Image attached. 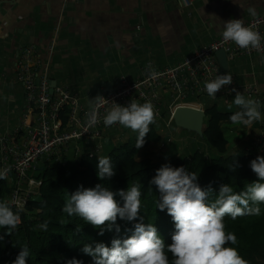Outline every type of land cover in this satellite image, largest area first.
<instances>
[{
  "label": "crops",
  "instance_id": "crops-1",
  "mask_svg": "<svg viewBox=\"0 0 264 264\" xmlns=\"http://www.w3.org/2000/svg\"><path fill=\"white\" fill-rule=\"evenodd\" d=\"M191 1L193 6L186 8L183 0H0V129L12 131L28 115L26 91L15 81L17 61L26 48L34 50L32 65L41 61L49 66L51 83L77 94L89 110V99L112 89L119 76L134 78L148 62L159 67L177 66L221 39L223 22H249L254 18L247 12L249 7H255L256 16L264 15V0ZM228 61L226 73L232 74L242 89L255 84L264 93V56ZM234 98L204 104L206 109L216 106L233 114L238 110L232 104ZM189 108L197 109L193 105ZM260 110L264 117V106ZM263 124L264 119L247 127L223 121L220 126L228 140V154L252 147L263 132ZM158 125L154 127L162 135ZM182 130L178 133L189 139L180 146L185 151L183 157L197 151L211 154L203 137ZM117 138L110 137L111 147L119 145ZM156 144L141 152H151Z\"/></svg>",
  "mask_w": 264,
  "mask_h": 264
},
{
  "label": "clouds",
  "instance_id": "clouds-1",
  "mask_svg": "<svg viewBox=\"0 0 264 264\" xmlns=\"http://www.w3.org/2000/svg\"><path fill=\"white\" fill-rule=\"evenodd\" d=\"M247 12L252 17L257 15L255 7H249ZM219 34L223 41L232 42L241 49L259 50L264 40L258 31L247 26L241 19L223 22ZM232 83V75L226 73L205 81L204 88L209 97L216 99V93ZM233 91L235 98L232 104L238 110L229 117L232 124L247 127L264 119L258 100L246 98L235 89ZM106 101L103 96L89 99L86 127L98 123L97 109ZM111 104L113 107L103 117L104 126L119 124L130 129L137 134L135 147L142 148L150 132V125L154 123L153 104L137 103L134 100L126 106L114 102ZM250 168L258 180L247 184L246 189L239 193L227 184L221 185L218 192L211 186L204 189L198 183V174L189 172L183 166L165 164L159 168L149 183L159 193L157 208L160 211L167 210L175 222L172 243L167 247L157 228L151 223L145 224L140 216L143 186L138 180L130 183L127 190L119 191L101 184L89 189L81 186L74 193L68 194L62 212L99 228L101 236L106 231L120 233L118 218L126 222L139 221L134 223L130 237L123 240L114 238L110 247L105 243H96L95 247L85 244L81 251L92 258L93 264H247L235 247L226 246L235 245L237 237L232 232H226L224 217L229 216L235 220L242 216L261 215L260 205L264 204V156L252 160ZM97 169L101 180L111 179L115 175L109 156L98 157ZM230 170L235 171V168L230 165ZM5 176L6 172L0 170V180ZM20 223V210H14L7 200L0 199V242L4 241L5 235H11ZM38 227L47 231L48 221L45 220ZM80 231L81 227L77 226L76 232ZM168 253L172 256L171 260ZM31 255L25 243L12 264H27ZM66 264H83V261L73 257Z\"/></svg>",
  "mask_w": 264,
  "mask_h": 264
},
{
  "label": "built area",
  "instance_id": "built-area-1",
  "mask_svg": "<svg viewBox=\"0 0 264 264\" xmlns=\"http://www.w3.org/2000/svg\"><path fill=\"white\" fill-rule=\"evenodd\" d=\"M183 2L186 8L193 6L191 0ZM246 25L264 37V15L252 18ZM221 50L226 53L228 60L261 57L264 56V40L257 50L241 49L221 38L200 48L177 66L159 67L148 62L134 78L121 75L115 80L112 89L100 95L108 102L97 109L98 123L86 127V113L89 110L81 103L78 95L64 86H56L51 94L49 66H44L41 61L32 65L34 50L26 48L17 61L15 81L26 91L28 115L24 123L12 131L0 129V170L6 172L0 183L7 181L13 186L8 202L14 210H20L21 223L28 205L39 195L41 182L33 177V173L40 161L61 163L67 159L68 152L74 153V159L85 154L91 157L105 154L110 144L109 134L122 128L119 124L111 127L103 124V117L113 107V102L121 106H126L132 100L137 103L151 102L154 106V123L150 126L166 123L167 127L172 123L178 107L193 105L205 111L206 101L214 103L235 97L233 89L258 100L263 107L264 93L259 87L253 84L242 89L232 74L233 83L218 91L216 99L208 96L204 88L205 81L226 74L216 57V53ZM194 100L197 102L192 103ZM167 102L172 105L168 107ZM29 117L31 120L27 122ZM64 119H67L66 124ZM244 151L264 156V124L263 132L256 138L254 145Z\"/></svg>",
  "mask_w": 264,
  "mask_h": 264
},
{
  "label": "trees",
  "instance_id": "trees-1",
  "mask_svg": "<svg viewBox=\"0 0 264 264\" xmlns=\"http://www.w3.org/2000/svg\"><path fill=\"white\" fill-rule=\"evenodd\" d=\"M66 113L67 110L64 114ZM231 115L216 106L206 109L207 125L203 138L218 157L210 158L206 153L197 151L185 157L173 155L165 164L173 167L183 166L189 172H196L199 177L198 183L204 189L211 186L218 192L221 185L227 184L237 193L244 191L247 184L258 180L250 168V162L259 155L245 152L228 154V140L220 125L223 121L229 120ZM64 121L66 124L67 119ZM161 141L162 135L154 126H150V132L142 148L137 149L131 143L115 147L109 153L115 175L106 180L98 177V157L87 154L78 159L73 157V164H70L68 159H63L64 163L40 161L33 174V177L41 182L39 195L28 205L22 223L11 235H5L4 241L0 242V264H12L25 243L28 244L32 253L27 264H66V261L73 257L82 260L83 264H93L92 258L81 251L85 244L95 247L96 243H105L110 247L114 238L123 240L130 237L134 223L139 221L126 222L118 218L117 223L121 226L120 233L106 231L101 236L99 228L85 223L79 217H68L62 212L68 194L74 193L81 186L89 189L95 188L98 184L108 186L113 191H119L127 190L130 183L138 180L143 186L140 216L143 217L145 224L151 223L157 228L166 247L170 245L175 232V222L168 215L167 210L160 211L157 208L159 193L156 187L149 183L156 171L165 164H157L150 159L142 161L137 159L142 149ZM230 165L235 168V171L230 170ZM12 188L13 186L7 181H2L0 199L8 201ZM149 188L152 190L151 194ZM260 207V216H242L235 220L229 216L224 217L226 232H232L237 237L235 245L226 246L235 247L247 264H264V204ZM45 220L49 224L47 231L38 227ZM77 226L81 227L80 232H76ZM168 256L171 260L170 253Z\"/></svg>",
  "mask_w": 264,
  "mask_h": 264
},
{
  "label": "rangeland",
  "instance_id": "rangeland-1",
  "mask_svg": "<svg viewBox=\"0 0 264 264\" xmlns=\"http://www.w3.org/2000/svg\"><path fill=\"white\" fill-rule=\"evenodd\" d=\"M195 102H197L196 100H194ZM190 102V101H189ZM209 103V102H208ZM168 107H170L172 105V103L167 102L166 103ZM190 107V106H187ZM210 107V106H207ZM169 120V116H167V121ZM207 125V118H205V122H204V126L203 128L205 129ZM158 129H163V134H162V142H158V144L155 145V147L153 148V150L151 152H139L137 155V158L141 159V158H153L152 161L154 163L157 164H165L168 159L170 160V158L173 157V155H177L180 157H183L185 155V151L180 149L181 145H186V143L188 142V138L185 139V135H180L181 133H183L184 130L179 129L178 127H176L175 124H171V126L167 127L166 123H160L158 125ZM178 131L180 132V134L178 133ZM188 133V132H187ZM176 134V135H175ZM188 135H191L190 133H188ZM119 136V138H117L116 140H118L119 145L124 144V142H126V144L128 143H132L133 145L136 144V133L134 132L133 135V131H131L130 129L124 128L122 130H113L110 134L109 137L113 138ZM118 146H113L111 147V144L109 145L108 149L105 151V154H103L101 157L103 156H109V153ZM149 147V146H148ZM177 148V150L175 149ZM206 147L203 146V150H205ZM210 152L211 154L209 155L210 158H215L218 157V154L210 148ZM74 157V153L73 152H68L66 155V158L68 159V161L70 162V164L74 163L73 160ZM35 174V173H33Z\"/></svg>",
  "mask_w": 264,
  "mask_h": 264
},
{
  "label": "water",
  "instance_id": "water-1",
  "mask_svg": "<svg viewBox=\"0 0 264 264\" xmlns=\"http://www.w3.org/2000/svg\"><path fill=\"white\" fill-rule=\"evenodd\" d=\"M216 57L220 63L221 69L224 72H228L229 61L226 53L223 50H221L216 53ZM55 85L56 83L54 82L51 83V89H50L51 94L54 93V88L56 87ZM205 117H206L205 111L195 110L191 108H184L182 106V107H178L175 110L173 115V120L178 127L188 131L195 132L199 134L201 137H204L203 124Z\"/></svg>",
  "mask_w": 264,
  "mask_h": 264
},
{
  "label": "bare ground",
  "instance_id": "bare-ground-1",
  "mask_svg": "<svg viewBox=\"0 0 264 264\" xmlns=\"http://www.w3.org/2000/svg\"><path fill=\"white\" fill-rule=\"evenodd\" d=\"M184 108H189V107H184ZM191 109H194V108H191ZM195 110H198V109H195Z\"/></svg>",
  "mask_w": 264,
  "mask_h": 264
}]
</instances>
